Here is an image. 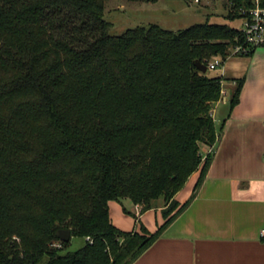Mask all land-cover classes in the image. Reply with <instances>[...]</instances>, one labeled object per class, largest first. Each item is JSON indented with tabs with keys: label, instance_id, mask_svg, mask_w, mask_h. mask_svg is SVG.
I'll list each match as a JSON object with an SVG mask.
<instances>
[{
	"label": "trees",
	"instance_id": "trees-1",
	"mask_svg": "<svg viewBox=\"0 0 264 264\" xmlns=\"http://www.w3.org/2000/svg\"><path fill=\"white\" fill-rule=\"evenodd\" d=\"M256 4L227 0V17L243 20ZM105 7L0 0V264H132L195 197L176 199L191 175L200 171L197 192L212 163L224 78L196 64L225 61L243 31L208 21L114 35ZM160 198L169 207L154 233L111 220L112 200L145 212ZM59 229L91 240L66 252Z\"/></svg>",
	"mask_w": 264,
	"mask_h": 264
},
{
	"label": "crops",
	"instance_id": "crops-1",
	"mask_svg": "<svg viewBox=\"0 0 264 264\" xmlns=\"http://www.w3.org/2000/svg\"><path fill=\"white\" fill-rule=\"evenodd\" d=\"M217 69L224 93L212 109L218 138L207 175L197 192L191 181L200 171L191 175L176 198L195 197L132 264H264V46L230 54ZM240 79V100L230 108ZM130 203H109L121 230L154 233L166 223L163 202L145 212Z\"/></svg>",
	"mask_w": 264,
	"mask_h": 264
},
{
	"label": "rangeland",
	"instance_id": "rangeland-1",
	"mask_svg": "<svg viewBox=\"0 0 264 264\" xmlns=\"http://www.w3.org/2000/svg\"><path fill=\"white\" fill-rule=\"evenodd\" d=\"M228 13L227 0H204L197 4L187 2L186 0H158L149 2L144 0H106L104 17L113 24L111 33L114 35L122 34L127 29L134 28L135 26L149 25L151 23H156L172 30H181L197 23L208 21L230 23L241 27L242 20H230L227 17ZM217 72L218 69H210L208 74L214 76ZM197 181L198 178L196 177L191 181V185ZM187 198L185 195H182L179 197V200H186ZM179 200L178 204L182 205L183 203ZM161 202L164 203L165 209L169 207L165 205L163 198L157 200V203ZM127 206L131 208V211H134L132 202ZM113 217L116 222L118 219L115 213H113ZM70 241V244L64 249L66 252L75 251L86 244V238L76 235L71 237Z\"/></svg>",
	"mask_w": 264,
	"mask_h": 264
},
{
	"label": "built area",
	"instance_id": "built-area-1",
	"mask_svg": "<svg viewBox=\"0 0 264 264\" xmlns=\"http://www.w3.org/2000/svg\"><path fill=\"white\" fill-rule=\"evenodd\" d=\"M202 1L204 0H194V3L197 4ZM249 13L250 16L245 17V19L242 20V26L239 27L245 35V42L236 44V46L232 49L231 54L246 55L253 49L264 46V6H262L259 0H257L256 7L250 9ZM223 64L224 61L222 58L217 56L210 61L208 68L214 70L221 67ZM223 93L224 90L222 89L221 94ZM86 240L91 239L90 237H87Z\"/></svg>",
	"mask_w": 264,
	"mask_h": 264
},
{
	"label": "water",
	"instance_id": "water-1",
	"mask_svg": "<svg viewBox=\"0 0 264 264\" xmlns=\"http://www.w3.org/2000/svg\"><path fill=\"white\" fill-rule=\"evenodd\" d=\"M197 67L202 71V72H207L208 71V66L200 61L196 64ZM58 237L61 238L63 241H69L72 236V232L70 229H59L57 232Z\"/></svg>",
	"mask_w": 264,
	"mask_h": 264
}]
</instances>
